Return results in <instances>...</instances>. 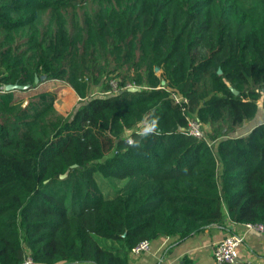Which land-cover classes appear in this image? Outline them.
Returning <instances> with one entry per match:
<instances>
[{"label":"trees","instance_id":"trees-1","mask_svg":"<svg viewBox=\"0 0 264 264\" xmlns=\"http://www.w3.org/2000/svg\"><path fill=\"white\" fill-rule=\"evenodd\" d=\"M100 61L139 91L89 97ZM50 80L83 106L14 95ZM260 99L264 0H0V264H129L144 241L264 224V124L232 137Z\"/></svg>","mask_w":264,"mask_h":264},{"label":"crops","instance_id":"crops-1","mask_svg":"<svg viewBox=\"0 0 264 264\" xmlns=\"http://www.w3.org/2000/svg\"><path fill=\"white\" fill-rule=\"evenodd\" d=\"M66 87V86H65ZM264 124L263 100L258 101L256 116L245 122L232 135L234 138L247 136L256 126ZM222 165L219 166V174ZM240 235L243 243L236 249V264H264V232L250 229L247 225L233 224L228 219L223 226H212L181 240L176 236H164L150 241V251L133 256L129 253V264H215L214 244L226 236ZM111 245L110 242H106ZM105 244V243H104ZM43 264V263H35ZM61 264H94L92 262Z\"/></svg>","mask_w":264,"mask_h":264},{"label":"rangeland","instance_id":"rangeland-1","mask_svg":"<svg viewBox=\"0 0 264 264\" xmlns=\"http://www.w3.org/2000/svg\"><path fill=\"white\" fill-rule=\"evenodd\" d=\"M101 65L102 61L95 63V73L91 75V90L88 94L89 97H104L109 95L110 88L106 86V75H101ZM113 74L119 72L112 65L111 70ZM123 71V69L121 70ZM120 71V72H121ZM120 76L117 75V78ZM118 78V79H119ZM65 82L50 80L43 81L40 83L35 89L26 91L24 89H20L15 91L14 95L16 99L23 104V106H38L39 100L37 99V95L39 93L49 94L48 96L53 99L54 108L64 116H71L74 112H76L79 108H81L84 104V100L79 98V95L74 91V89L66 86ZM147 126L145 124L142 125L141 129H145ZM111 188L115 187L116 183H108Z\"/></svg>","mask_w":264,"mask_h":264},{"label":"built area","instance_id":"built-area-1","mask_svg":"<svg viewBox=\"0 0 264 264\" xmlns=\"http://www.w3.org/2000/svg\"><path fill=\"white\" fill-rule=\"evenodd\" d=\"M108 85L110 87L109 94H118L122 90L125 89L130 90L135 87L133 83H128L125 87L120 88L118 81L113 78L108 80ZM170 97L176 104H181L182 106H186L188 103V100L177 91L171 90ZM183 131L186 133V135L193 138L203 139L205 137L204 126L198 119L194 117L188 118L187 126L185 129H183ZM126 141L130 145L133 143L132 138L130 136L126 139ZM247 227L250 229H254L256 231L264 232V224H259V225L247 224ZM243 240H244L243 236L230 235L216 242L214 244L215 264H236L237 263L236 249L238 248L239 245L243 243ZM149 251H150V241H144L138 244L137 246H135L134 248H132L130 254L133 256H138L142 253H146ZM20 264H35V261L30 255H27Z\"/></svg>","mask_w":264,"mask_h":264},{"label":"water","instance_id":"water-1","mask_svg":"<svg viewBox=\"0 0 264 264\" xmlns=\"http://www.w3.org/2000/svg\"><path fill=\"white\" fill-rule=\"evenodd\" d=\"M218 73L220 74L221 71L219 70ZM36 83H38V80H36ZM18 89H20V87L17 86V85H8V86L6 87V90H7V91H13V90H18ZM130 91L137 92V91H139V89H138L137 87H134V88L130 89ZM233 92H234L235 94H237V91H236V90H233ZM64 177H65L64 175L61 176V178H64Z\"/></svg>","mask_w":264,"mask_h":264}]
</instances>
